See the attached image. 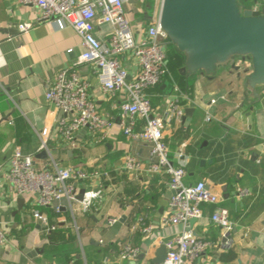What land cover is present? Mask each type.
<instances>
[{"label": "crops", "instance_id": "1", "mask_svg": "<svg viewBox=\"0 0 264 264\" xmlns=\"http://www.w3.org/2000/svg\"><path fill=\"white\" fill-rule=\"evenodd\" d=\"M136 1L135 5L125 3L133 28L159 19L162 0ZM38 15L36 8L18 0H0V102L11 101L10 106L0 105L1 116L7 117L0 125V226L10 242L0 247V264H151L159 246L184 230L180 224L164 223L173 213L169 177L165 171H149L151 144L122 134L114 109L118 100L102 94L89 65H81L79 71L89 81L100 112L114 118L107 139L100 141L86 128L76 132L72 142L57 133L58 112L45 93L60 71L76 64L82 46L72 28L36 23ZM24 23L33 26L21 33L18 26ZM110 31L107 25L96 28L102 41ZM235 65L240 70L229 64L214 77L202 73L179 77L169 68L165 80L148 91L154 114L162 113L176 96L182 109H194L188 125L181 119L165 129L169 158L185 168L186 184L203 181L221 198L217 205H204L202 218L190 226L196 236L209 242L194 264H264V86L254 98L244 85L250 65L239 60ZM124 66L129 75L134 74L133 60L126 59ZM46 128L48 147L39 151ZM16 147L32 155L38 169L72 166L99 172L78 185L80 194L101 192L90 211L84 213L80 204L67 200L38 208L32 196L11 193L6 174ZM126 156L138 159L141 168L128 171ZM240 188L247 191L245 196L237 195ZM217 206L227 208L233 222L226 243L221 229L211 221ZM34 210L47 216L56 230H47L33 218ZM112 216L118 221L107 226L105 221ZM140 219L152 231H131ZM126 244L140 248L136 261L120 262L119 252ZM28 252L36 253L28 256ZM230 253L236 255L233 260L227 259Z\"/></svg>", "mask_w": 264, "mask_h": 264}, {"label": "built area", "instance_id": "2", "mask_svg": "<svg viewBox=\"0 0 264 264\" xmlns=\"http://www.w3.org/2000/svg\"><path fill=\"white\" fill-rule=\"evenodd\" d=\"M19 4L32 6L39 11L36 23H49L58 29L72 28L81 40L82 53L76 64L60 71L51 87L45 93L47 101L58 112L54 119L57 133L68 142H72L76 132L86 128L105 141L114 118L103 115L90 92L89 81L81 75L79 67L89 65L103 95L116 98L114 105L119 113V126L122 134L131 141H143L151 144V162L149 171L168 175V187L171 194L169 205L173 213L164 223L184 227L181 234L164 242L167 255L162 264H194L199 260L209 242L199 238L190 229L191 219L199 220L203 216V206L217 205L221 198L207 188L201 181L193 185L186 184V170L174 165L169 158V146L164 139L165 129L174 121L183 117L179 96L174 97L167 108L154 114L148 91L160 85L169 75L168 48L170 40L162 30L159 19L151 25L132 27L126 17V0H18ZM107 25L111 28L106 40L96 34V28ZM33 24L18 26L21 33H26ZM72 50H69L70 53ZM133 60L135 72L129 75L124 66L126 59ZM215 103V100L211 101ZM210 121V116H207ZM140 122H143L139 127ZM48 129L41 133L39 151L48 147ZM182 154L179 155L181 157ZM125 168L134 172L142 163L126 156ZM7 180L10 191L16 196L30 195L38 208H50L67 200L70 204L78 203L84 213H88L93 202L100 197V191L89 190L82 194L78 185L97 177L99 172H89L80 167H57L55 170L35 167L32 155L24 154L16 147L9 159ZM247 191L238 189L239 197ZM79 196L82 199L79 200ZM47 230L54 231L47 216L39 210L32 212ZM118 217H108L107 226H113ZM211 221L221 229L225 237L233 229L229 210L217 206ZM140 229L143 233L152 231V226L143 219L132 224L131 231ZM9 238L0 226V247L9 245ZM141 255L137 246L126 244L119 252L120 262H134Z\"/></svg>", "mask_w": 264, "mask_h": 264}, {"label": "water", "instance_id": "3", "mask_svg": "<svg viewBox=\"0 0 264 264\" xmlns=\"http://www.w3.org/2000/svg\"><path fill=\"white\" fill-rule=\"evenodd\" d=\"M137 4L136 0H128ZM159 24L170 42L185 58L180 69L189 78L198 73L214 77L219 68L235 62L249 64L251 70L245 77V87L258 98L257 89L264 86V16L246 9L240 0H162ZM9 91V90H8ZM10 106L9 98L0 105ZM252 110V109H251ZM183 111V124L188 125L193 108ZM7 120L0 114V125ZM46 157L43 152L41 154ZM170 194H173L170 192ZM82 196H79V200ZM22 203V199H19ZM196 219H191L193 226ZM230 233L222 237L226 243ZM36 252H28V256ZM167 249L160 245L151 264H162Z\"/></svg>", "mask_w": 264, "mask_h": 264}, {"label": "rangeland", "instance_id": "4", "mask_svg": "<svg viewBox=\"0 0 264 264\" xmlns=\"http://www.w3.org/2000/svg\"><path fill=\"white\" fill-rule=\"evenodd\" d=\"M169 68L173 75H176V68L178 65H181L185 62L184 56L181 55L176 47L174 46L169 50Z\"/></svg>", "mask_w": 264, "mask_h": 264}, {"label": "flooded vegetation", "instance_id": "5", "mask_svg": "<svg viewBox=\"0 0 264 264\" xmlns=\"http://www.w3.org/2000/svg\"><path fill=\"white\" fill-rule=\"evenodd\" d=\"M246 9L258 12L264 16V0H240Z\"/></svg>", "mask_w": 264, "mask_h": 264}, {"label": "trees", "instance_id": "6", "mask_svg": "<svg viewBox=\"0 0 264 264\" xmlns=\"http://www.w3.org/2000/svg\"><path fill=\"white\" fill-rule=\"evenodd\" d=\"M174 46H173V44L172 43H170V45H169V48H168V65H169V58H170V56H169V50L171 49V48H173ZM178 51V50H177ZM179 52V51H178ZM180 53V52H179ZM181 55H183L182 53H180ZM185 59V58H184ZM185 63V62H184ZM184 63L183 64H181V65H178L177 66V68H176V74L179 76V77H181V76H183L182 74H181V72H180V69L184 66ZM235 254L234 253H230L229 255H228V257H227V259L228 260H233L234 258H235Z\"/></svg>", "mask_w": 264, "mask_h": 264}]
</instances>
